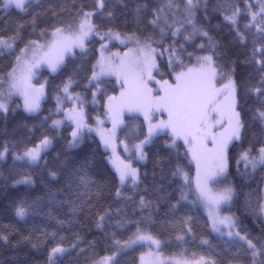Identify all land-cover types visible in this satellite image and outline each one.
I'll use <instances>...</instances> for the list:
<instances>
[{
  "label": "snow or ice",
  "instance_id": "6c2138e0",
  "mask_svg": "<svg viewBox=\"0 0 264 264\" xmlns=\"http://www.w3.org/2000/svg\"><path fill=\"white\" fill-rule=\"evenodd\" d=\"M0 62V161L12 160L0 171L3 189L34 187L37 168L42 177V194L10 198L0 211L54 221L27 235L0 227V264H120L145 244L140 264H264V0H0ZM45 71L51 80L40 79ZM50 90L55 110L41 117ZM57 139L66 150L99 143L71 166L58 153V166L49 167ZM152 149L157 195L135 202L138 165ZM105 160L111 171L96 179L91 169ZM45 170L50 180L63 175V186L53 190ZM113 188L118 206L101 208ZM237 204L255 230L231 211ZM52 205L65 214L54 216ZM201 210L220 250L201 239L208 251L164 260L158 231L175 233L178 245L195 243L201 217L193 211ZM89 221L111 240L99 260L89 254L98 241L81 235ZM130 227L127 240L117 239Z\"/></svg>",
  "mask_w": 264,
  "mask_h": 264
},
{
  "label": "trees",
  "instance_id": "16d2710c",
  "mask_svg": "<svg viewBox=\"0 0 264 264\" xmlns=\"http://www.w3.org/2000/svg\"><path fill=\"white\" fill-rule=\"evenodd\" d=\"M213 23H215V21H213ZM43 26L44 24L40 23V27H43ZM131 29H132V25L129 24L127 30H131ZM97 48H99L98 41L89 45L90 50L88 53V61H89V63L87 64L88 68H90L91 66V61H93L95 56L98 55V53L96 52ZM80 63H81V60L79 59V55H78L77 59L73 61L72 64L70 65V68ZM2 68H3V63L0 62V69ZM82 75L83 73H81V76ZM44 76H48L50 80L52 79L50 74H48L46 71L40 77V79L43 80ZM61 79L62 77H57L55 79V83H60ZM83 83L84 81L81 79L80 86H78L75 90L82 91ZM108 87L111 88V85H108ZM88 96L90 99V96H91L90 92L88 93ZM50 110H52L53 112L55 110V101L52 99L51 90L49 91L48 98L42 103V111L40 113V116L43 117V116L48 115ZM99 111L102 113L103 109L100 108ZM95 112L96 110L92 108L91 104H89V116L90 117L94 116ZM17 119H19V117ZM15 122L16 121H13V120L9 121V131H11V127ZM28 123H29V126H31L32 123H36L38 125L39 120L30 119ZM49 124H50V121H49ZM45 128H47V125L45 126ZM2 129H3V121H0V131H2ZM42 131L43 130L39 128L35 131V134L32 139V143L37 142V140L41 137ZM50 134L54 135V133H50ZM67 135L68 133L65 132L64 136L67 137ZM98 143H99L98 140H96L95 144H93L91 141H86L85 145L82 146L81 149L66 150L67 148L66 140H61V139L54 140L53 146L49 149L48 154L46 156V159L49 161V167L58 166L59 161L55 159L58 153H61V156H60L61 161H63L65 159V156H67V162L69 163V166H71V163L77 158V154H79L80 156H83L85 153L90 154L91 150L96 148ZM100 151L102 152L103 150L100 149ZM154 151H155L154 149L150 150L149 159L146 162L138 165V167L140 168L141 177H142L143 182L140 184L139 190L135 194V202L139 201V198L141 195H144L146 199H155L157 195L153 191L154 181H153L152 173H153L154 156L152 155V153ZM101 159L102 157L97 156L98 161ZM41 163L43 164V161ZM11 164H12V160L10 158L7 159L6 163L0 162V171H3L4 174L6 175L8 171V166ZM98 168H99V171H98ZM98 168L94 167L93 169H91V171L95 174L96 179H100L101 176L111 171V167L110 165H107L106 160L104 161L103 164H100ZM31 171L34 172V176H33L35 180L34 187L32 186L26 187L24 185H19L16 188L9 187L7 192H5V190L3 189V181L0 180V209H3L4 207L7 206L8 200L10 198H15V199L26 198V197L30 198V197H35L36 195L42 194L41 169L37 168ZM156 171L159 172V169H156ZM144 173H147V176H144ZM192 174L194 175V167L192 169ZM235 175H236L235 163L233 161L232 176H235ZM43 180L44 182L49 183L52 186L53 190L57 188H61L64 183L63 175L58 177L57 180H50V178L47 176L46 170L43 172ZM157 182H158V177H157ZM10 183L11 182H9V184ZM251 186L254 189L256 187V183L253 182ZM146 188H147V191H145ZM114 192H115V189L113 188L112 189L113 195L106 196V198L101 201V208H106L109 204H112L113 209L118 206L116 203H114ZM126 194H131V193H126ZM133 207H135V204L130 202L127 208V212L129 216H132ZM52 209H53L54 216H63L66 212V209H60L56 205H52ZM47 211H48V208L46 207L45 212ZM231 211L241 216L242 224L247 226L249 230H255V225L252 223L251 217H246L244 215L243 208L239 204L234 205ZM193 215H199L201 217L200 223L197 224L195 228L196 233H197L195 243L189 242L186 244L178 245L177 242L175 241V233L166 232L163 230L158 231L159 238L162 241H164V247L162 248V252L167 259H171L173 257L179 256L185 249H187L189 257L191 256L193 252H196L197 254H202L208 251V249L201 247L200 245L201 239L209 240L212 246L215 247L217 251H219L220 248L222 247V242L214 234H212V232L210 231V228L203 226L204 221H206L207 218L203 214L202 210L200 213L193 211ZM4 225H13L16 227L19 233L27 235L33 229H37V228H48L49 230H51V228L54 226V221H49L47 216H44V217L30 216L26 220L21 221V220H18L14 216V213L11 210H9L6 213L3 211H0V227ZM157 230L158 229H154V231H157ZM134 231H135L134 227H130L126 231L117 230V233H118L117 239L127 240L129 236L132 234V232ZM36 234L38 235L39 233H36ZM81 235H83L87 240H97L98 241V243H96L94 251L89 253L95 259L99 260L100 258L106 255H110V252L107 250V248L111 244V240L109 239V241L106 244L103 239V233L96 230L93 222L91 221L88 222L87 227L83 229ZM16 238L18 237L15 234H13V242L15 241ZM144 247L145 245L143 247H136L134 251H129L126 256H121L120 264H138L140 255L143 252ZM24 251H28V249H24ZM24 251L21 252V256H23ZM32 255L38 256V254L35 253L34 251L32 252Z\"/></svg>",
  "mask_w": 264,
  "mask_h": 264
},
{
  "label": "rangeland",
  "instance_id": "374dc122",
  "mask_svg": "<svg viewBox=\"0 0 264 264\" xmlns=\"http://www.w3.org/2000/svg\"><path fill=\"white\" fill-rule=\"evenodd\" d=\"M115 43V42H114ZM116 47H121L119 44H116ZM113 51H115L116 50V48L114 47L113 49H112ZM110 126V125H109ZM98 140V139H97ZM119 151H120V153L121 154H123V147L121 146L120 148H119ZM11 159V156L9 155V157H8V159ZM0 162H2V161H0ZM111 167V166H110ZM194 174H195V170H194ZM225 214H227V213H225ZM206 216V215H205ZM207 218V217H206ZM211 231V230H210ZM213 234V233H212ZM215 235V234H214ZM154 250V249H153ZM149 251V248H148V246L145 244V247H144V250H143V252L142 253H147ZM161 252H162V249H161ZM141 253V254H142ZM141 256V255H140ZM162 258L164 259V260H169V259H167L165 256H164V254H163V252H162ZM138 264H140V259H139V263Z\"/></svg>",
  "mask_w": 264,
  "mask_h": 264
}]
</instances>
